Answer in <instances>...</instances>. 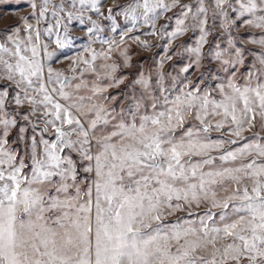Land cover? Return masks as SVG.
Returning a JSON list of instances; mask_svg holds the SVG:
<instances>
[{
    "label": "snow or ice",
    "instance_id": "obj_1",
    "mask_svg": "<svg viewBox=\"0 0 264 264\" xmlns=\"http://www.w3.org/2000/svg\"><path fill=\"white\" fill-rule=\"evenodd\" d=\"M22 2L0 32V264H264V0ZM141 29L186 63L111 95L124 45L155 46Z\"/></svg>",
    "mask_w": 264,
    "mask_h": 264
},
{
    "label": "rangeland",
    "instance_id": "obj_2",
    "mask_svg": "<svg viewBox=\"0 0 264 264\" xmlns=\"http://www.w3.org/2000/svg\"><path fill=\"white\" fill-rule=\"evenodd\" d=\"M128 2L129 0H105L102 10L105 15H107V10L109 7H112L115 10L117 5H124ZM30 11L31 9L28 7L27 3H23L22 0H0V32H3L4 30L19 24L20 18L29 16ZM93 18H96L94 14ZM99 22L105 29L104 33L101 34L104 38L116 35L110 31V26L107 20H101ZM118 23L121 25V27H123L122 18L118 17ZM160 23L163 24L164 21L161 20ZM72 27L74 29L72 35L80 38L77 40L75 48L72 49V51H79L81 49L82 43L86 42V33L81 26L73 24ZM144 31H147V29H141L139 32H134L130 35H141V39L147 40L149 44L155 46L148 50L142 48L138 44L133 43L131 40H129L128 44L124 45L125 48L129 49V53L132 56V67H125L121 72L116 73L117 76L126 75L128 79L124 84L120 85L119 88L110 89L109 94L116 95L117 93L124 91L128 84L131 83L132 79L137 75V73L141 71L145 73H151L153 76H155L157 71H162L164 73L171 72L172 76H175L180 72L179 66L183 63H186V61L181 57H174L172 60L165 59L166 55L171 53V49L167 48L166 41L142 35V32ZM245 31L246 29H241V34ZM116 38L119 39L118 36ZM188 39L189 37L185 36L176 40L173 43L172 48L174 49L177 44L183 45ZM93 47H95L97 51H100L102 49H106L107 45H102L97 42L93 45ZM249 47L252 46L249 45ZM113 58L118 63H122L119 53L113 54ZM161 59L164 60L163 69L158 67ZM69 63L70 61L63 60L61 63L55 64V67L63 69L67 67ZM97 63L99 64L100 61H97ZM198 75V72H194L190 78L195 80L196 76ZM116 103H119V99Z\"/></svg>",
    "mask_w": 264,
    "mask_h": 264
}]
</instances>
